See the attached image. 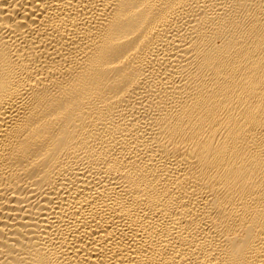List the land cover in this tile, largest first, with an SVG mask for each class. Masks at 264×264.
Returning a JSON list of instances; mask_svg holds the SVG:
<instances>
[{"label":"bare ground","instance_id":"6f19581e","mask_svg":"<svg viewBox=\"0 0 264 264\" xmlns=\"http://www.w3.org/2000/svg\"><path fill=\"white\" fill-rule=\"evenodd\" d=\"M0 264H264V0H0Z\"/></svg>","mask_w":264,"mask_h":264}]
</instances>
